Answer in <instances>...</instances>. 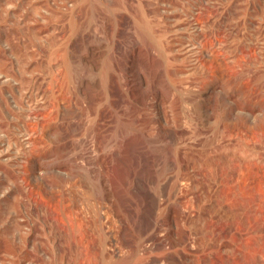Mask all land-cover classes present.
Here are the masks:
<instances>
[{"label":"rangeland","instance_id":"1","mask_svg":"<svg viewBox=\"0 0 264 264\" xmlns=\"http://www.w3.org/2000/svg\"><path fill=\"white\" fill-rule=\"evenodd\" d=\"M97 1L0 0V264H10L13 214L31 226L44 218L45 201L52 208L76 200L93 231L113 227L107 200L96 197L114 183V164L120 189L138 204L133 227L181 243L155 249L157 259L264 264V0ZM138 51L149 72L140 77ZM145 92L163 99L139 109ZM54 125L74 160L71 175L48 170L45 155L30 166ZM14 177L19 187L29 182L16 201ZM54 177L63 182L50 202L34 180ZM180 182L175 220L174 204L149 198ZM147 258L139 263L153 264Z\"/></svg>","mask_w":264,"mask_h":264},{"label":"bare ground","instance_id":"2","mask_svg":"<svg viewBox=\"0 0 264 264\" xmlns=\"http://www.w3.org/2000/svg\"><path fill=\"white\" fill-rule=\"evenodd\" d=\"M93 1L96 3L97 0ZM130 49L131 48L129 47L125 48L126 55H128V51ZM144 54L145 53L138 51L132 59L133 71H135V75L137 77L142 76V74L146 71L145 66H147V64ZM204 54L206 56H210L211 52L208 49H205ZM64 67H69L67 61ZM145 73L147 74L149 72L146 71ZM220 75L222 77V74ZM216 80L218 81V73ZM81 81L82 78L79 77L78 84L75 87V93L80 98H82V95L80 93ZM105 82L106 80L103 77L98 80V84L101 85L102 90L99 91L98 96L101 98H105L107 95L106 87L104 85ZM161 99H163V97L158 94H156L153 98L151 97L150 99L145 92L144 94H142V96L138 97L137 100H135V106L139 109H146L150 105H156ZM46 136L47 140H45V143L41 145L40 153H33V155L30 157V166H34V164L37 163L39 164L41 162V159L45 155L50 158V161L44 163L46 164L48 170L52 171L54 167L63 166L66 167L70 173L74 160L73 158L71 159L68 153L62 148V143H60V131L55 125L54 127L50 126V128L46 131ZM167 136L170 139H173V131L169 129L167 131ZM113 166L117 171L114 174V183L110 184V186L107 185L108 187L105 186L97 189V194L99 197L96 198L107 200L108 204L106 206L108 208L107 210H110V213L104 208V206L103 208L107 211L108 214L103 215L109 216V222L113 223L116 228H114L113 224V227L107 226L106 228H103L99 215L98 219L100 220L101 224H98L99 228L97 227V229L101 231V234H97L95 236V232L98 230L96 229L95 231H93L89 227L84 214L81 212L79 206L77 205L76 200L72 199L71 204L65 205L63 203H60L56 207L52 208L49 207L45 201L41 205L44 211V218L34 220L31 217L34 220L31 226L29 225L28 220L26 219H23V222H20V220H18V212L13 214L9 224L11 232L9 252L10 264H106V259H108L107 261H112L114 258H117L118 260L119 258H124L126 264H140L139 260L144 255L148 256V263L172 264L170 258L167 257L168 255H166V257L157 259L158 257L156 258V256L152 255L151 253L157 248L171 250L177 245L181 246V243L177 244V241L164 242L162 241V239H156V241L151 238L152 236H150V234L145 235L144 232V234H142L139 229L133 227L134 224H136L137 222L136 217L138 216L134 213L137 212L138 204L137 202H134V196H127L126 194H124V190L120 189V186L118 184L120 177L119 165L114 164ZM30 173L32 174V176L35 175L33 171H31ZM80 173L82 174V172ZM34 181L35 185L41 186V184H44V195L42 198L52 202L56 198V192L58 191L54 189L60 187V184H62L63 179L54 177L50 182L46 180H42V183L39 180ZM183 184H181V182L175 183L169 195H164L160 193L151 194L149 198L151 205L157 206L158 204H162L160 203L161 200H164L166 203H172L176 206L174 215L176 219H174H180L182 216V212L180 209L181 200L177 199V195L181 192L183 193L184 189H186L184 188L185 184ZM28 186L29 182L26 181L25 184L19 187L17 178L14 177L12 194L15 201L20 192L24 191V189ZM161 197L163 199H161ZM26 203L27 206L30 208L31 203L29 201H26ZM133 205L136 208L133 207ZM96 209L98 210V208ZM99 213H96V215ZM165 218L169 220V215L166 213ZM40 220L42 222H40ZM36 221H38L39 223L36 224ZM107 221L105 222L107 223ZM174 222L173 223L176 224V221ZM83 250H85V252L86 250L91 251L94 255L91 256L93 258L95 257L96 261L92 262L89 257L87 260H85ZM79 256H83V258H79Z\"/></svg>","mask_w":264,"mask_h":264}]
</instances>
